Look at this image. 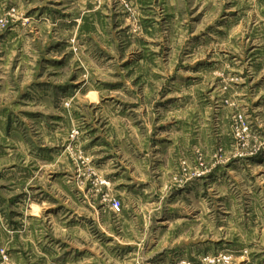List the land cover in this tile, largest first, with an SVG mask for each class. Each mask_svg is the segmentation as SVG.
I'll list each match as a JSON object with an SVG mask.
<instances>
[{
  "label": "rangeland",
  "instance_id": "1",
  "mask_svg": "<svg viewBox=\"0 0 264 264\" xmlns=\"http://www.w3.org/2000/svg\"><path fill=\"white\" fill-rule=\"evenodd\" d=\"M0 206V264H264V0H0Z\"/></svg>",
  "mask_w": 264,
  "mask_h": 264
},
{
  "label": "crops",
  "instance_id": "2",
  "mask_svg": "<svg viewBox=\"0 0 264 264\" xmlns=\"http://www.w3.org/2000/svg\"><path fill=\"white\" fill-rule=\"evenodd\" d=\"M16 170H17V167H16ZM18 176H20L21 178H18V179H22L23 177V175H26V174H28V172H27V170H26V168H24L23 166H21V168H18ZM16 172V173H17Z\"/></svg>",
  "mask_w": 264,
  "mask_h": 264
},
{
  "label": "built area",
  "instance_id": "3",
  "mask_svg": "<svg viewBox=\"0 0 264 264\" xmlns=\"http://www.w3.org/2000/svg\"><path fill=\"white\" fill-rule=\"evenodd\" d=\"M120 205H121V203L118 200H115L114 203H113V208L119 211L120 210ZM0 220H3L2 217H1V206H0ZM2 253H4L3 250H2Z\"/></svg>",
  "mask_w": 264,
  "mask_h": 264
}]
</instances>
